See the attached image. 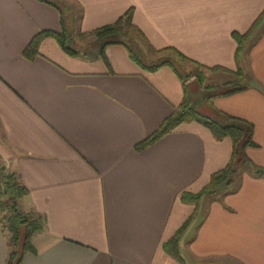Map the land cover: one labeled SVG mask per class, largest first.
I'll list each match as a JSON object with an SVG mask.
<instances>
[{
	"label": "crops",
	"instance_id": "obj_1",
	"mask_svg": "<svg viewBox=\"0 0 264 264\" xmlns=\"http://www.w3.org/2000/svg\"><path fill=\"white\" fill-rule=\"evenodd\" d=\"M129 9L140 36L129 45L146 65L178 50L207 67L243 69L247 88L215 92L197 109L252 122L259 146L246 152L264 166V17L239 63L232 34L264 15V0H0V164L28 188L23 209L45 220L21 264H181L163 249L195 209L180 195L230 161L232 140L198 121L136 148L185 98L171 65L150 69L122 43L105 47L108 63L88 42L70 55L51 36L24 55L43 29L65 28L77 41ZM211 74L217 85L237 76ZM9 251L0 223V264ZM180 251L187 264H264V176L242 164L231 188L204 195Z\"/></svg>",
	"mask_w": 264,
	"mask_h": 264
},
{
	"label": "trees",
	"instance_id": "obj_2",
	"mask_svg": "<svg viewBox=\"0 0 264 264\" xmlns=\"http://www.w3.org/2000/svg\"><path fill=\"white\" fill-rule=\"evenodd\" d=\"M263 16L264 15L262 13L246 32H232L234 38L237 41L235 58L238 63L244 52L246 42L261 24ZM124 26L127 28L135 27L132 23V9L126 11L116 21L99 26L89 31H82L78 34V36L81 39L94 38L102 40L108 36L119 33ZM48 36L55 38L62 49L68 54H78L79 50L72 45L75 39L74 35L67 29L62 28L60 31L52 29H43L39 31L36 35H34L29 44L24 49V55L28 58H33L35 55H37L39 53L40 42L42 39ZM111 43L124 44L128 48L130 56L134 60L142 63L150 69L157 68L162 64H172L171 62L165 60L157 64L146 65L144 62H142L140 56L131 48L128 43L122 39L116 38L106 39L100 46L99 56H101L107 63L108 59L105 53V47ZM168 48L174 49L172 47ZM176 52H178L181 57L192 60L180 51L176 50ZM209 68H222L223 70L235 73L238 78L240 77L236 80L224 82L222 85H220V88L227 86L230 87L222 88L216 94H230L247 88L245 84L241 83V79L244 74L241 67H238L235 71H231L230 69L223 66H213ZM174 69L179 74V76H181L177 68L174 67ZM200 81L203 83L202 75H200ZM214 94L215 93H213V95ZM224 116L225 121H221L202 114L186 96L184 100L178 106H176L173 111L163 120L161 125L153 133L136 144V148L141 149L169 133L176 126L185 121H198L203 123L210 129L213 136L218 140L224 139L226 137H229L232 140V155L228 164L223 168L213 172L210 176L209 182L200 191H183L180 195V199L182 201L194 204L195 209L175 231L172 237L163 243V249L181 264H187V262L181 254L180 241L188 226L199 213V204L203 196L216 192L222 186H231L238 174L240 168L239 165L241 166L242 164H247L255 175L264 176V166L256 163L251 157L248 156L246 152V148L249 146H259V144L253 138L254 124L242 117L229 114H224ZM27 194L28 188L22 183L19 175L9 169L6 165L0 164V223L2 224L5 232L8 234V242L10 247L6 264H21L27 252H36L32 242L33 236L36 233L42 231L45 227V220L43 216L39 215L34 210L23 209L21 201ZM23 230L24 234L22 238ZM20 243L22 247L19 246Z\"/></svg>",
	"mask_w": 264,
	"mask_h": 264
},
{
	"label": "rangeland",
	"instance_id": "obj_3",
	"mask_svg": "<svg viewBox=\"0 0 264 264\" xmlns=\"http://www.w3.org/2000/svg\"><path fill=\"white\" fill-rule=\"evenodd\" d=\"M251 37L249 39H251ZM111 38L122 39L124 41H127L128 44H130L132 46L138 39H140V36H138L136 30H134V29L132 30V29L124 26V27H122V29L119 33H117L115 35L108 36L105 39L99 40V39H94V38H86V39L80 38L77 41L75 39V41L72 45L75 48H82L83 46L81 43L88 42L86 49L89 52H91V54H92L93 51L96 50V47H98V45L101 46V44L104 42V40L111 39ZM164 58H166V57H164ZM165 60L171 62L172 64H169V65H171L173 68L176 67L177 70L180 72V74H181L180 78L182 79L183 84H184L185 97L187 96V98L190 100V102L196 108L198 107L199 102H201L205 98L208 99L209 97H211V95H213V93L218 92L222 88L230 87V86H227V87H221L220 88V84L217 85L214 82L215 79L211 74V70L212 71L213 70L223 71L222 68L212 69V68L204 66L200 63H195V62H193V60L185 59V58L181 57L179 54H178V56H171V59L166 58L163 61H165ZM152 62L153 61H150L149 64H154ZM160 62H162V61H160ZM200 75L203 76V83H201V81H200ZM235 77H236V79H239L237 76H235ZM240 157H241V155H240ZM239 167H241V166L239 165ZM232 186H233V184H231L230 188ZM228 188L229 187H227V186H222L216 192L221 191V190H226ZM23 234H24V230L22 233V238H23ZM21 242H22V240H21ZM19 246L22 247L21 243Z\"/></svg>",
	"mask_w": 264,
	"mask_h": 264
}]
</instances>
